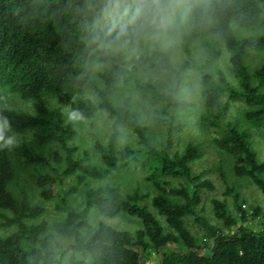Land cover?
<instances>
[{
    "label": "trees",
    "instance_id": "1",
    "mask_svg": "<svg viewBox=\"0 0 264 264\" xmlns=\"http://www.w3.org/2000/svg\"><path fill=\"white\" fill-rule=\"evenodd\" d=\"M135 2L121 0V7ZM169 2L174 11L138 31L127 16L105 17L108 0H0V86L35 106L34 113L0 107V121L32 134L19 145L0 147V264H56L65 253L74 264H264V207L248 208L240 192L228 187L231 202L213 198L215 220L205 216L204 192L214 183L195 171L201 145L190 140L174 146L185 126L180 117L193 113L201 130H221L212 145L227 155L230 173L255 184L264 197V160L250 127L222 125L239 101L243 120L264 126V58L254 68L248 64L264 53V0ZM185 18L187 54L197 36L210 37L199 63L189 59L177 66L174 47L157 40L142 52L133 50L149 35L176 33ZM223 49L237 83L215 71ZM190 70L200 73L197 111L196 102L180 95ZM129 89L148 101L152 121L166 129L161 141L133 95L122 96ZM46 96L73 98L81 118L106 113L111 131L95 145L99 164L89 161L88 150L80 152L74 124ZM125 130L136 145L122 140ZM20 168H29L32 190L18 180ZM119 173H137L149 188L93 185ZM38 200L53 202L59 219H46L47 207ZM94 209L110 218H135L140 226H93Z\"/></svg>",
    "mask_w": 264,
    "mask_h": 264
},
{
    "label": "rangeland",
    "instance_id": "2",
    "mask_svg": "<svg viewBox=\"0 0 264 264\" xmlns=\"http://www.w3.org/2000/svg\"><path fill=\"white\" fill-rule=\"evenodd\" d=\"M190 23L189 19L185 18L178 30L174 34H157V35H149L146 37L144 43L137 47L133 48L135 52H142L154 41H159L163 46H173L174 47V63L179 66L184 61L192 59L199 63L203 57L206 55V45L205 42L210 40L209 36L199 35L195 38V40L191 43V54H187L183 47L184 35L189 32ZM239 34L246 35L249 34V31L238 30ZM264 58L263 54H256L249 59L250 68H254L258 65V61ZM260 58V59H259ZM215 71L222 69L224 73L231 79L233 82H236L234 79L230 64L228 62V57L226 51L223 49V53L217 58L214 63ZM181 97L196 102V111L201 104L200 97V73L197 70H190L189 74L185 75L181 79ZM133 93V94H132ZM133 95L134 100L137 101L140 111L143 114L147 115L146 124L149 125L151 134L154 136V139L158 141L162 140V137L166 133L165 128H161L154 124L152 118L149 115L148 101L140 96L138 92H135L133 89L125 90L122 96ZM86 96H91L93 100H96L95 96L92 94H86ZM45 100L54 107H60L65 116L66 120L72 122L75 128L78 131L77 137L74 139V144H76L80 152L83 150L89 151V161L94 164H99V154L95 148L97 142H106L109 138V134L111 131V121L106 115L105 112L99 111L95 116L89 118H81L77 116L72 109L73 98H64V97H55V96H46ZM0 107L13 108L20 111L34 113L35 106L34 101L31 99H24L18 93L10 92L6 88L0 86ZM245 110L244 104L239 101L233 102L230 108V111L226 114L222 125H226L229 122H238L240 124H245L250 127L252 132V139L255 144V148L258 151V155L260 159L264 160V126L262 125H249L247 122L243 120V112ZM194 114H185L180 117V122L184 123L185 126L181 131L176 133L174 146L175 148L184 147L188 141L194 140L201 145L202 156L195 162L194 168L197 173L203 172L205 177L210 179L214 183V188L210 190H206L204 192V201L202 204V213L208 218L215 220L214 212H213V198H220L222 200H226L231 202L233 195L227 194L228 187H233L235 192H240L241 198L246 200V205L248 208L253 206H261L264 207V197L261 190L252 182L246 179L237 178L235 175L230 173V166L228 164L227 155L225 152L215 148L212 145V140L217 135H220L221 130L217 133V129L210 128V131L201 130L199 125L197 124V120L193 119ZM195 118V117H194ZM7 135H16V144L11 146L14 147L19 145L20 143L31 138V133H23L16 132L14 130L5 129ZM132 139L130 131L125 130L122 136L123 141H127ZM133 145H136V141L132 139L131 142ZM226 171V172H225ZM119 173L114 175V177H110L106 180L94 181L93 185L104 184L107 182L116 183L122 185L123 191H130L134 186L140 184L142 189L145 191L149 186L142 179V177L137 173H131L129 176L121 175ZM131 180L125 183V179ZM18 180L23 182L28 188L31 190L34 188L32 185V178L30 175L29 168L27 169H19V177ZM38 199V196H35ZM81 197L79 196L74 201V205L77 207L81 206ZM44 206L47 207L45 218L49 219L50 222H53L56 219H59L58 212L54 208V204L51 201L46 200H38ZM90 220L93 226L98 225L100 221H105L116 226L119 229H129L134 231L136 228L140 226V223L135 218L128 217H107L101 214L97 209H94L90 214ZM5 230L0 227V232H4ZM63 243L65 241L63 240ZM64 246V245H63ZM80 257V254H76ZM75 255V256H76ZM56 264H74L73 255L71 253H65L62 261Z\"/></svg>",
    "mask_w": 264,
    "mask_h": 264
},
{
    "label": "clouds",
    "instance_id": "3",
    "mask_svg": "<svg viewBox=\"0 0 264 264\" xmlns=\"http://www.w3.org/2000/svg\"><path fill=\"white\" fill-rule=\"evenodd\" d=\"M174 11L169 0H136L133 5L121 7V0H108L103 14L109 19L117 15L129 17V22L138 25V31H144L149 26L155 25ZM9 122L0 121V147H11L16 144V135H7L5 129H10Z\"/></svg>",
    "mask_w": 264,
    "mask_h": 264
}]
</instances>
